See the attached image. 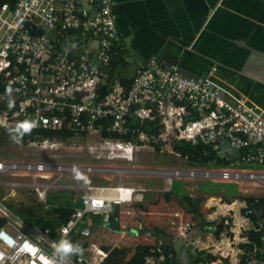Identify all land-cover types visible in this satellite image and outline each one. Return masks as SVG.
Listing matches in <instances>:
<instances>
[{
  "label": "built area",
  "instance_id": "1",
  "mask_svg": "<svg viewBox=\"0 0 264 264\" xmlns=\"http://www.w3.org/2000/svg\"><path fill=\"white\" fill-rule=\"evenodd\" d=\"M113 5L114 0H15L13 6L2 4L0 135L3 130L17 132L27 127L70 128L73 135L68 139H33L27 146L51 152L75 149L97 160L127 164L146 150L156 154L154 143L162 144L161 151L179 155L172 146L175 140L202 141L219 153L225 141L231 148H240L241 156L228 167L187 168L1 160L0 173L29 177L25 187L46 207L50 189H82L83 194L82 205L58 227L57 236L26 222L0 199V214L7 219L0 227V264H103L109 252L93 240V218L101 216L109 224L115 204L144 202L152 190L125 181L131 174L160 179L161 186L154 188L159 192L170 191L175 180L197 178L264 185V109L220 85L214 79L216 66L206 77L196 79L185 75L176 63L152 56L136 69L129 84L123 83L113 69L123 44ZM133 120L140 125L158 120V134L134 127ZM97 171L115 174L118 182L82 183L79 175ZM66 178L71 183L60 184ZM7 184L12 190L19 185ZM245 217L242 223L234 219L237 228H225L218 238L212 235V228L205 227L207 236L191 243L218 256L223 264H240L246 252L241 244L250 243L245 232L253 228ZM263 225L264 220L260 227ZM178 229H183L181 233L194 230L189 223ZM230 231L237 233L232 236ZM257 251L254 246L249 264L264 263L255 255ZM173 256L159 245L151 249L143 264H168Z\"/></svg>",
  "mask_w": 264,
  "mask_h": 264
},
{
  "label": "crops",
  "instance_id": "2",
  "mask_svg": "<svg viewBox=\"0 0 264 264\" xmlns=\"http://www.w3.org/2000/svg\"><path fill=\"white\" fill-rule=\"evenodd\" d=\"M4 3L13 6L15 0H0V7ZM113 11L123 43L115 67L120 77L131 79L152 56L196 79L216 66L220 85L264 109V0H114ZM127 68L130 74H124ZM241 185L264 191L254 182L240 184L242 191Z\"/></svg>",
  "mask_w": 264,
  "mask_h": 264
},
{
  "label": "trees",
  "instance_id": "3",
  "mask_svg": "<svg viewBox=\"0 0 264 264\" xmlns=\"http://www.w3.org/2000/svg\"><path fill=\"white\" fill-rule=\"evenodd\" d=\"M118 59V56H117ZM113 64V69H115L117 65V60ZM123 83L129 84V78H122ZM134 127H140L141 130L148 133L149 135L158 134L159 131V123L158 120L153 121H144L141 125L138 120H133L131 123ZM104 135H109L108 132L104 131ZM73 135V131L70 128H60V129H44V128H22L17 132L11 130H3L0 135V143L3 140H6L8 137L13 136L17 138V142L20 144H28L29 141L33 139H41V138H53V139H68ZM117 137H121L124 139H130L132 137L131 134L125 135H117ZM156 155L164 162H168L172 156L178 157L184 162H187L188 166L192 167H212V166H223L228 167L232 166L235 163V158L231 155L225 154V152H217L212 144L204 143L202 141L193 143L187 140H175L172 143L173 149L175 152L179 153V155H171L166 153V151H161L162 144L154 143ZM166 157V158H165ZM199 189L205 194L206 197L210 196H218L221 200L226 201L227 203H232L235 199L243 200L247 203V207L242 209V213L247 216L253 225V228L249 229L245 234L248 236L250 243H242L241 246L246 250V252L241 256L240 264H249V259L251 258L252 249L254 246L258 247V251L255 252V255L261 259H264V225L260 227V223L263 222L262 213H260V208L264 205V196H252V195H244L239 190V185L233 182H213L210 180H202L199 184ZM29 191V190H28ZM62 191L67 192L68 190L63 189ZM159 194L171 195L174 198H178L179 205L182 210L188 215V220L181 221L178 219H174L175 225L177 224H185L189 223L191 228L197 229L199 234L197 236H207L209 230L202 231L201 227H209L212 228V235L215 237L225 228H229V223L226 224V220H232L231 217H222L221 223L212 224L209 223L207 217L199 215L198 203L191 201L188 196H193V194L189 195V192L185 189V183L182 180H175L173 182L172 188L170 191H161ZM35 196V195H34ZM35 201L33 204L25 205L21 203L19 206H16L13 201H6V205L18 214L21 218H23L26 222L30 224H36L46 230L52 236H57L58 227L67 222L75 210L76 207L81 206L80 198L73 202L72 198L65 194L64 200L61 203L55 204V200L58 198L57 190H53L48 192L47 195V203L48 207L45 206L44 203L40 202L38 198L35 196ZM0 199L2 200V196L0 193ZM145 202V201H144ZM144 202H134L132 204H115L113 206L112 211L110 212V221L114 222L115 220H119L121 223L122 229H131L133 226H136L139 230V236H143L145 233L155 235L157 234L158 239L152 244H138L135 247H107L103 246L104 249L108 250V256L105 258L103 264H121L124 261V258L131 254L130 259L127 261V264H143L145 257L151 254V249L157 246H162L167 252L173 253V258L168 259V264H176V255L177 251L174 248L173 237L169 233H165L170 229L177 230L174 228L171 221L160 222V224H155L156 228H146V224L144 220L146 218L143 217L145 214ZM147 202V201H146ZM124 206H131L134 210L138 209L140 215L136 219L139 223L138 225L131 224L132 222H124L120 219L121 215L120 208ZM43 210V212L40 211ZM137 211V210H136ZM131 212V211H129ZM136 214V212L134 213ZM184 215V214H183ZM143 217V218H142ZM144 219V220H143ZM7 219L4 215L0 214V227L5 225ZM127 224V225H126ZM97 226L108 227V224L103 222L101 216H95L93 218V228ZM159 227V228H158ZM147 230H146V229ZM144 229V230H143ZM172 232V231H171ZM218 237V236H217ZM195 262L196 264L210 263L218 259V256L206 251L205 249L195 248L194 252Z\"/></svg>",
  "mask_w": 264,
  "mask_h": 264
},
{
  "label": "rangeland",
  "instance_id": "4",
  "mask_svg": "<svg viewBox=\"0 0 264 264\" xmlns=\"http://www.w3.org/2000/svg\"><path fill=\"white\" fill-rule=\"evenodd\" d=\"M121 71V70H120ZM132 70L128 69L124 72V74H130ZM225 144V141H223V145ZM166 158V157H165ZM171 159L168 162H164L162 159L157 157V155L154 153V151H145L143 153L139 154L138 159L131 163L127 164L125 162H108V161H102L97 160L95 158H92L87 155L84 151H78L75 149H62L58 152H51V151H41L37 150L35 148H31L27 146V144H20L17 142V138L10 136L6 140H3L2 143H0V161L6 160V161H45L49 163H67V164H90L97 167L100 166H110V165H118L120 166H136V167H143L144 168H157L160 166H166L169 168H187L189 167L187 165V162H184L178 157L172 156ZM81 181L85 185H115L118 182V177L113 173H101L100 171H97L93 174L87 173V174H81L79 175ZM125 181L131 182L133 184H142L147 187L151 188H158L161 186L160 179L154 178L152 179L149 177V175H138V174H131L128 176H125ZM30 181V178L27 176L22 175V173L19 174H12V173H0V193L2 196V200L6 201H13L16 206H19L21 203H24L25 205L33 204V201H35V194L32 192L31 189H27L25 187L26 183ZM185 183V189L190 194H193V196H188V198L193 201L195 204L198 203V209H199V215L204 216L210 213L212 208H214V212H212V217L209 221V223L212 224H218L221 223L222 217H231L232 220H229L228 223L230 225V228H237L234 224V211L232 210L234 208L235 212L237 213V222L242 223L241 220H243L245 215L242 213V209L247 207V203L240 199H235L231 204L227 203L224 200H221L218 196H215V198H212L213 196L206 197L205 194L199 189V184L202 181V179H183L182 180ZM16 182L18 183V187H16V191L12 190V186H10L7 183ZM71 180L69 178L64 179L60 184L67 185L70 184ZM242 187V191L240 192L244 195H252V196H264L263 190H253L249 185L247 186H240ZM64 187L56 188L57 190V196L58 198L55 200V204H59L64 200L65 194L72 198L73 202H76L80 196L83 194L82 189H66L67 192L62 191ZM53 189H50V191H53ZM14 192V193H13ZM160 192L153 191L152 193L147 194V202L144 205L145 208V214L143 215L146 228H156L155 224H160V222L171 221L174 219H178L181 221L188 220V215L181 214V206L179 205L178 198H174L171 195H164L159 194ZM14 194V195H13ZM230 205V206H228ZM232 205V206H231ZM137 210V211H136ZM41 212H43L42 209H40ZM131 211V212H129ZM136 212V214H134ZM138 212V209L135 208V210L131 206H124L120 208L121 215L120 219L124 222H132L133 225H138L137 218L140 215ZM260 213L264 214V205L260 208ZM138 215V216H137ZM142 217V218H143ZM206 218V216H205ZM165 221V222H166ZM175 222V221H174ZM244 222V221H243ZM181 224H177L176 227L178 228L181 226ZM127 225V224H126ZM145 228V229H146ZM159 228V227H158ZM144 230V229H143ZM147 230V229H146ZM167 231L165 233H169L171 237H173L174 241V247L177 250V259L180 261V263H185V259L183 258L185 248H187V244H191V240L196 238L199 234L197 229L194 230H187L184 229V232H182L183 229ZM135 231L136 233L133 234L132 232ZM242 231L240 235L242 236ZM140 230L133 226L130 230L127 228L123 229L122 231H115L112 228L104 227V226H97L93 228V240L99 244L100 246H107V247H135L138 244H152L158 239V235H152L148 231V234H144L143 236H139ZM237 232L230 231V235L234 236ZM180 236V238H179ZM218 237L220 234L217 235ZM215 236L216 238H218ZM205 238V236H203ZM109 252V251H108ZM132 253H129L126 258H124V261H122L121 264H127V261L130 259Z\"/></svg>",
  "mask_w": 264,
  "mask_h": 264
},
{
  "label": "water",
  "instance_id": "5",
  "mask_svg": "<svg viewBox=\"0 0 264 264\" xmlns=\"http://www.w3.org/2000/svg\"><path fill=\"white\" fill-rule=\"evenodd\" d=\"M222 150L223 152H225V154L233 156V158H239L242 153V150L240 148H231L228 144H224L222 146ZM262 218L264 219V214H262ZM108 226L109 228H112L115 231L123 230L119 220H115L114 222L109 223ZM201 229L202 231H204L206 228L201 227ZM132 233L135 234L136 232L133 231ZM197 239H199V237H197ZM185 249L186 250L183 256V258L185 259V263L183 260V263H180V261H178L176 264H196L195 259H194V252H195L194 244L193 243L189 244V247ZM261 264H264V263H261Z\"/></svg>",
  "mask_w": 264,
  "mask_h": 264
},
{
  "label": "clouds",
  "instance_id": "6",
  "mask_svg": "<svg viewBox=\"0 0 264 264\" xmlns=\"http://www.w3.org/2000/svg\"><path fill=\"white\" fill-rule=\"evenodd\" d=\"M65 247L67 248L68 246L66 245Z\"/></svg>",
  "mask_w": 264,
  "mask_h": 264
}]
</instances>
